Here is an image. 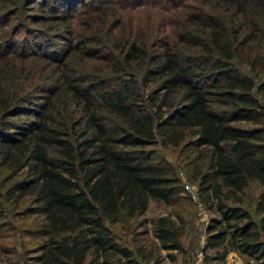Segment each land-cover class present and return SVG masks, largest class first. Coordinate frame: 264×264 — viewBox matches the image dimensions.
Returning a JSON list of instances; mask_svg holds the SVG:
<instances>
[{
  "label": "trees",
  "instance_id": "trees-1",
  "mask_svg": "<svg viewBox=\"0 0 264 264\" xmlns=\"http://www.w3.org/2000/svg\"><path fill=\"white\" fill-rule=\"evenodd\" d=\"M77 1L54 0L41 17L69 16L59 28V62L49 59L59 49L54 33L14 53L13 35H0V177L9 172L0 200L27 197L29 212L41 215L36 262L141 264L140 249L124 246L105 222L142 215L151 199L179 198V180L157 148L180 145L195 150L191 179L215 214L202 251L263 257L264 0H193L177 30L159 38L117 28L119 12L103 10L108 0L70 21ZM56 6L67 14L53 13ZM73 50L97 59L96 71L64 61ZM250 181L259 186L257 220L240 205ZM150 231L157 245L179 249L182 226L170 217L151 219Z\"/></svg>",
  "mask_w": 264,
  "mask_h": 264
},
{
  "label": "rangeland",
  "instance_id": "rangeland-1",
  "mask_svg": "<svg viewBox=\"0 0 264 264\" xmlns=\"http://www.w3.org/2000/svg\"><path fill=\"white\" fill-rule=\"evenodd\" d=\"M192 1L108 0L103 5V10L108 15L119 12L121 23L117 25V28H121L125 32H128L130 28V32L136 35L147 33L159 38L166 34H172L173 29L177 30L176 24L183 19L182 11H186ZM27 3L28 0H0V13L14 8L13 12L11 11L7 16L0 17V35L6 34L5 38L13 35L14 40L16 38L9 49L11 53H14L21 45L27 49L33 42L32 40L54 33V37L51 38L55 45L53 48H59L58 55L54 53V56L49 59L59 62L66 53L65 39L59 32V28L66 24L65 20L69 19V16L67 19L65 17L62 19H41L42 16L47 17V14L52 10L51 5L57 3L54 0H34L31 5H27ZM96 3H98L97 0H79L75 6L72 4L74 7L71 8L70 21L76 17H84L86 10L91 9L92 5ZM53 9L55 10L54 7ZM66 11L59 6L53 13L67 14ZM92 12L94 11L92 10ZM106 23L114 24L115 19L107 18ZM180 34V32L176 33L175 37L179 39ZM32 47L34 48L35 45ZM46 47L49 49L52 46L47 45ZM104 48L103 45H98L97 55L105 53ZM41 49L46 50L42 47ZM48 49L47 52H49ZM37 50L36 53L41 52V50ZM30 57L36 61L42 60L38 56ZM64 61L87 71H96L99 67L97 59H87L79 50L77 52L73 50L64 58ZM101 63L103 62L101 61ZM24 117L26 116L20 115L12 117V119H23ZM237 124L250 126L245 122ZM157 151L173 168L182 187V192L179 198L171 204L151 199L142 215L123 219L117 224L105 222L113 230L117 239L128 248L140 249L139 252L144 256H134L141 264H263L264 256L256 259L232 249L228 250L222 258L217 256L222 251L220 249L202 251L206 225L215 214L206 209L199 199L196 193V182L191 179L192 166L195 163L193 157L195 150L180 145L157 148ZM202 161L204 160H198L197 163ZM2 175L0 181L7 179L9 172H3ZM258 190L257 183L250 181L241 194L242 203L240 205L250 211L254 220H257L259 216L253 212ZM227 203L234 204L235 202L227 201ZM0 205V264H38L35 257L39 253V243L43 239L37 230L41 215L29 212L31 204L27 197L17 203L12 199L0 200ZM161 215L170 217L176 225L182 226L179 249H166L157 245V241L150 231V220ZM261 238L264 239V235Z\"/></svg>",
  "mask_w": 264,
  "mask_h": 264
}]
</instances>
